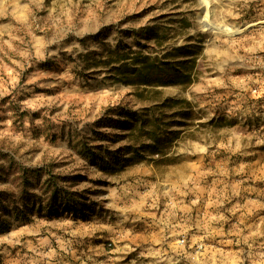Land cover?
<instances>
[{"label": "rangeland", "instance_id": "rangeland-1", "mask_svg": "<svg viewBox=\"0 0 264 264\" xmlns=\"http://www.w3.org/2000/svg\"><path fill=\"white\" fill-rule=\"evenodd\" d=\"M143 25L159 36L137 44L126 32ZM118 45L183 80L117 79L104 59ZM179 106L191 113L164 117L176 133L162 153L100 167L79 148L127 145L125 111ZM9 162L65 177L78 197L53 210L17 200L23 215L1 198L0 264H264V0H0Z\"/></svg>", "mask_w": 264, "mask_h": 264}, {"label": "trees", "instance_id": "trees-1", "mask_svg": "<svg viewBox=\"0 0 264 264\" xmlns=\"http://www.w3.org/2000/svg\"><path fill=\"white\" fill-rule=\"evenodd\" d=\"M151 28L152 27L148 25H143L136 29L127 30L130 32L126 33H129L138 44L139 40L142 38L149 39L153 36H159V33H156V31L152 33ZM97 34L99 35L100 32ZM119 49L120 47L118 45L115 49L110 50V55L107 57L108 60L104 59L106 64H110L109 67L117 79L129 81L133 84L153 85L155 83L167 84L170 82H178V80H183L184 78L179 73L175 74L174 70H176V68L172 67V65L167 64L168 66L165 67L162 63H159L158 58L150 57L149 55H143L134 62H127L125 57L126 53H121ZM173 102L177 103L176 101ZM164 104L160 105L164 106ZM171 105L174 106L175 104ZM190 113L191 110L187 106H179V108L170 115H163L164 113L159 109L155 112L150 108L137 112L125 111L123 112L124 116L132 118V121L126 126L127 131L120 134L122 136L121 138L127 140V145H121L112 150L103 148L100 152L95 151L96 147H89L91 145L81 140L79 148L84 149L87 156H92V162L100 167H103V164L108 166L110 162L115 160L122 162L124 160L122 156H124L126 152L135 154L143 151L146 147H150L155 153H162L166 150L170 140L176 133V131L170 129L175 121L165 120L164 117H174L177 114H182L187 117ZM8 164L7 166L0 165V179L11 181L13 187H7L6 190L0 192V200L1 198H11L22 215L25 211L24 209L22 210V207L16 205L17 200L23 202L35 196L36 202L40 206L33 207L34 209L37 208L41 210L48 208V210H53L57 204L61 206L68 205L71 201L76 200L75 197H78V193L67 191L63 186L58 185L56 181L58 178H65L63 176H55L51 171L40 168L26 167L20 168L17 170L18 173H15L16 169L12 167L10 162ZM43 174H45V177L41 178ZM10 175H12L11 178L9 177ZM35 183H37L39 189L45 193L43 197L33 192ZM72 205L76 209H79L76 203H72ZM1 206L6 207L5 204H2L0 201V207ZM22 206L28 207L26 203ZM31 209L32 208H29L28 210ZM5 229V221L0 218V231Z\"/></svg>", "mask_w": 264, "mask_h": 264}]
</instances>
